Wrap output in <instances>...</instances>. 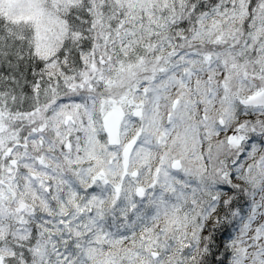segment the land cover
<instances>
[{"label":"snow or ice","instance_id":"snow-or-ice-1","mask_svg":"<svg viewBox=\"0 0 264 264\" xmlns=\"http://www.w3.org/2000/svg\"><path fill=\"white\" fill-rule=\"evenodd\" d=\"M0 264H264V0H0Z\"/></svg>","mask_w":264,"mask_h":264}]
</instances>
